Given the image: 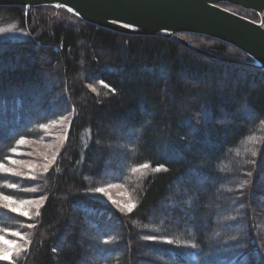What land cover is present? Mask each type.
I'll return each instance as SVG.
<instances>
[{"label": "trees", "instance_id": "1", "mask_svg": "<svg viewBox=\"0 0 264 264\" xmlns=\"http://www.w3.org/2000/svg\"><path fill=\"white\" fill-rule=\"evenodd\" d=\"M0 18L33 35L0 41L1 198L34 196L7 169L19 144L71 122L20 264H264V71L53 7L0 8ZM180 37L252 61L216 39ZM119 186L121 211L95 191Z\"/></svg>", "mask_w": 264, "mask_h": 264}, {"label": "water", "instance_id": "2", "mask_svg": "<svg viewBox=\"0 0 264 264\" xmlns=\"http://www.w3.org/2000/svg\"><path fill=\"white\" fill-rule=\"evenodd\" d=\"M224 6L246 9L259 20L244 18ZM9 7L65 10L105 30L173 40L202 57L264 71V0H0V8ZM182 34L216 39L241 50L252 61L213 55L181 38Z\"/></svg>", "mask_w": 264, "mask_h": 264}, {"label": "rangeland", "instance_id": "3", "mask_svg": "<svg viewBox=\"0 0 264 264\" xmlns=\"http://www.w3.org/2000/svg\"><path fill=\"white\" fill-rule=\"evenodd\" d=\"M61 18V16L59 17ZM0 18V41L21 42L32 38V34L19 28L14 22H4ZM70 120H60L44 130V133L36 139L25 140L19 144L15 159L11 162V167L7 168L9 174L15 177L16 189L25 193L33 192L31 198L18 196L16 200L0 197V219L8 222L3 230H0V256L10 255V259L0 258V264L4 260H10L7 264H20L22 255L27 251L31 243V232L36 226L41 208L44 206L46 198L41 188L43 178L51 168H54L62 152V148L68 141ZM105 197L101 200L115 202L113 207L120 211L129 203L128 192L122 187L105 188ZM18 209L13 212L12 209ZM28 212L25 217L20 212ZM15 216L14 219L11 215ZM11 222V223H10ZM10 223V224H9ZM264 231V227H261ZM3 259V260H2Z\"/></svg>", "mask_w": 264, "mask_h": 264}, {"label": "snow or ice", "instance_id": "4", "mask_svg": "<svg viewBox=\"0 0 264 264\" xmlns=\"http://www.w3.org/2000/svg\"><path fill=\"white\" fill-rule=\"evenodd\" d=\"M69 10L71 11V9H69ZM125 27H128V25H125ZM21 142H22V141H21ZM160 167H162V166H158L155 170H156V171H160ZM165 170H166V169H165ZM95 191H96L97 193H101V194H105V195L107 194L104 188H97V189H95ZM4 199H5V200H8L9 197H4ZM113 203H115V202L113 201ZM127 207H128V211L131 212V211L133 210V208L135 207V205H128ZM12 211H13V212H18L19 210L13 208ZM20 214L23 215V216H25V217H27V216L29 215L28 212H26V211L20 212ZM168 243H171V241H168ZM0 258H3V259H10L11 257H10V255H4V256H0Z\"/></svg>", "mask_w": 264, "mask_h": 264}]
</instances>
